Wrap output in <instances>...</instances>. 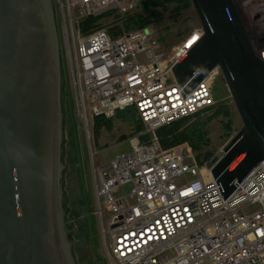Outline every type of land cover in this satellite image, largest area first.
<instances>
[{
  "label": "built area",
  "instance_id": "built-area-1",
  "mask_svg": "<svg viewBox=\"0 0 264 264\" xmlns=\"http://www.w3.org/2000/svg\"><path fill=\"white\" fill-rule=\"evenodd\" d=\"M231 1L252 50L264 60V0ZM56 2L77 130L90 135L95 118L110 119L126 110L145 129L128 138L130 153L117 155L105 167L97 166L96 151L90 155L107 264H264L263 165L235 182L223 199L210 171L195 164L191 151L164 150L155 137L157 129L191 120L218 103L214 88L219 67L188 91L172 72L202 29L168 54L152 26L116 38L105 30L81 33L83 20L112 11L129 13L139 0ZM143 136L148 142L142 143ZM185 175L190 178L180 182Z\"/></svg>",
  "mask_w": 264,
  "mask_h": 264
},
{
  "label": "water",
  "instance_id": "water-1",
  "mask_svg": "<svg viewBox=\"0 0 264 264\" xmlns=\"http://www.w3.org/2000/svg\"><path fill=\"white\" fill-rule=\"evenodd\" d=\"M190 2L203 33L172 72L188 91L221 71L242 124L209 169L227 199L235 182L264 167V60L231 0ZM57 43L48 0H0V264H74L59 191Z\"/></svg>",
  "mask_w": 264,
  "mask_h": 264
},
{
  "label": "rangeland",
  "instance_id": "rangeland-1",
  "mask_svg": "<svg viewBox=\"0 0 264 264\" xmlns=\"http://www.w3.org/2000/svg\"><path fill=\"white\" fill-rule=\"evenodd\" d=\"M51 5L58 41L61 83L64 90L61 93L62 138L59 146V191L64 232L70 245L74 264H107L104 259L100 238L99 221L95 213L96 207L93 198L94 177L92 175L90 155L96 151L97 166L105 167L117 155L130 153L132 147L128 142V138L135 134L144 133L145 129L142 124L140 132L134 133L135 126L132 119L136 120L138 118L129 113V119L126 121L117 118L116 115L110 119L104 118L106 121H110L108 122L109 129L102 127L96 132L93 122L90 135L86 136L83 131L77 130L76 125L78 122L72 116L68 69L62 40L61 12L56 0H51ZM99 24L102 30L110 34L109 30L115 27L116 20L112 19V17H106ZM152 27L156 30V35L168 54L187 36L201 28L193 9L183 13L176 21L169 17L168 12L163 13V23ZM214 99L229 108L231 125L227 133L220 122L221 119L216 117L208 123L207 137L209 146L203 150L211 158L203 162L202 165L194 158L195 154L191 153L195 164L199 168L206 167L208 170L222 157L223 148L239 132L242 126L222 74L215 81ZM126 112L128 111H123V114H126ZM199 117L205 120V118L210 116L203 113ZM178 148L187 151V153L188 151L193 152L187 146ZM189 178L190 176L185 175L180 179V182ZM252 208L250 207L248 210H252Z\"/></svg>",
  "mask_w": 264,
  "mask_h": 264
},
{
  "label": "trees",
  "instance_id": "trees-1",
  "mask_svg": "<svg viewBox=\"0 0 264 264\" xmlns=\"http://www.w3.org/2000/svg\"><path fill=\"white\" fill-rule=\"evenodd\" d=\"M191 10L190 0H139L136 8L129 13L120 15L112 11L99 17L87 18L79 24V28L83 34L102 30L99 22L106 17H112V19L116 20V25L109 31L112 37L116 38L133 30L161 25L163 23V13L168 12L169 17L176 21L183 13ZM127 111L126 114H123V112L116 114L117 118L123 121L128 120L129 113L133 116L134 112L131 110ZM204 115L210 117L202 120L199 117L200 115H197L194 119L182 120L157 129L155 137L160 147L164 150H169L180 146H187L193 151L192 153L195 154L194 158L200 165L209 160L211 156L203 150L209 146L207 125L213 118L217 117L221 119L220 122L223 129L228 133L231 125V112L226 105L217 103L211 110L205 112ZM132 120L135 126L134 133H139L142 123L138 119ZM108 122L110 121H106L101 117L95 118L94 129L96 132L102 127L109 129ZM141 141L142 143L148 142V137L143 136Z\"/></svg>",
  "mask_w": 264,
  "mask_h": 264
},
{
  "label": "flooded vegetation",
  "instance_id": "flooded-vegetation-1",
  "mask_svg": "<svg viewBox=\"0 0 264 264\" xmlns=\"http://www.w3.org/2000/svg\"><path fill=\"white\" fill-rule=\"evenodd\" d=\"M48 1H49V4H50L51 11H52L51 0H48ZM52 13H53V11H52ZM61 82H62V79H61ZM63 92H64V90H63V85H62V83H61V93H63Z\"/></svg>",
  "mask_w": 264,
  "mask_h": 264
},
{
  "label": "bare ground",
  "instance_id": "bare-ground-1",
  "mask_svg": "<svg viewBox=\"0 0 264 264\" xmlns=\"http://www.w3.org/2000/svg\"><path fill=\"white\" fill-rule=\"evenodd\" d=\"M194 41H195V39H194V40H192V42H194ZM192 42H191V43H192ZM67 47H68V46H67Z\"/></svg>",
  "mask_w": 264,
  "mask_h": 264
},
{
  "label": "crops",
  "instance_id": "crops-1",
  "mask_svg": "<svg viewBox=\"0 0 264 264\" xmlns=\"http://www.w3.org/2000/svg\"><path fill=\"white\" fill-rule=\"evenodd\" d=\"M118 114V113H117ZM134 116H136L135 114H133ZM137 117V116H136Z\"/></svg>",
  "mask_w": 264,
  "mask_h": 264
},
{
  "label": "clouds",
  "instance_id": "clouds-1",
  "mask_svg": "<svg viewBox=\"0 0 264 264\" xmlns=\"http://www.w3.org/2000/svg\"><path fill=\"white\" fill-rule=\"evenodd\" d=\"M195 43H196V42H195ZM147 137H148V136H147ZM141 138H142V137H141ZM218 160H219V159H218ZM218 160H217V161H218Z\"/></svg>",
  "mask_w": 264,
  "mask_h": 264
}]
</instances>
